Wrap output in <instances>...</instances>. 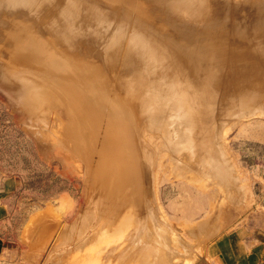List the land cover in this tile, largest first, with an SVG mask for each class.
<instances>
[{"label": "rangeland", "instance_id": "obj_1", "mask_svg": "<svg viewBox=\"0 0 264 264\" xmlns=\"http://www.w3.org/2000/svg\"><path fill=\"white\" fill-rule=\"evenodd\" d=\"M91 1L92 3H90ZM55 2L56 0H52V4H55ZM232 2V5L236 4L237 12L234 15L233 8H230L229 20L237 21L236 18H238L241 21H247L248 15L254 9L248 8L247 5L242 3V0H232ZM81 3L87 5L95 3L97 4L96 7L102 4L101 6L104 9V6L107 5L116 8H127L120 2L111 3L108 0H84V2L82 0ZM15 11L30 14L26 8H18ZM140 15L138 16L143 18ZM33 16L30 14L27 19H24L27 20L26 23L15 13L5 12L0 18V184L4 183L7 186L6 206L8 210L5 234L1 236L0 241V264H149V257L142 256L139 244L131 243V239L136 237L134 233L135 224L139 222V224L146 225L148 228L149 224L152 225L149 223L151 219L155 223H160L168 232L169 245L171 246L168 248L170 251L168 254L170 264H225L221 249L223 241H232L233 238L239 239V237H241L242 242L248 239L253 241L258 234L264 232V117L262 115H253L254 117L249 116L242 119L237 116L234 117L227 104L221 100V90L217 91L212 106L215 105L213 106L216 112L215 123L218 125L224 124V128L227 129L224 130L226 133L224 132L225 137L223 135L224 140L222 139L225 142L223 153L226 157L224 156V161L227 159L229 165L227 163L226 165L229 166L231 172L234 170V173H231L234 178L238 176L236 180L234 179V183L230 184L231 188H225L224 185L223 187L218 183L217 179L211 178V170H209L211 167L208 163L205 165V160L203 161L206 154L203 153L205 150L199 151L204 156L200 153L201 158H198V152V154H194V159L185 153H180V156L175 153L174 158L177 161L175 164L174 160L173 165L172 160H170V156H173L172 153L166 150H160L161 152L156 153L153 151V146H157L161 142V138H159V142L156 136H159L158 133L145 132L143 138L130 120L124 118L122 121V116H118L119 113L115 107L121 109L123 115L127 114L125 111L129 112L132 104L131 97L126 93L124 94L123 91L124 95L121 94L122 92L117 89L115 83H113L114 79L110 76V72L107 71L103 60L99 56L90 53L76 55L78 52L84 51L82 41L73 40L75 46L73 45L74 47L64 53L59 48L60 46L58 47L50 38L42 34L41 26L36 24L33 29H36L40 39L48 47L47 49L51 53L50 58H40L43 61L46 60L44 64H42V60L36 62L35 56L40 53L30 52L29 46L18 47L15 40L18 30L15 31V26H33L36 23L32 20L35 19ZM31 21L34 23H31ZM183 23L192 28H199V25L194 21L184 20ZM168 30L169 28H166L162 32ZM224 36L215 33L210 43L214 45L222 44L226 40L224 44L226 47H232L237 43V39L231 32L226 31ZM49 53L44 54L49 56ZM44 54L41 53L43 57ZM20 57L27 59L28 63L18 61ZM36 57L39 59V56ZM8 61L11 65L7 64ZM37 63L39 64L36 65ZM40 64L46 65L47 69L49 68L48 74L45 66L43 68ZM36 73L42 74V76H37ZM62 73H68L69 76L67 74L61 76ZM21 76L41 81L42 85L63 101L64 105L58 103L55 108L50 110L49 114H45L44 121L47 119L45 124L43 121V123H40L44 124L43 127L40 126L42 131L37 129L36 123L33 122L27 111L15 102L18 100L14 96V92L17 91L16 88ZM61 77H65L64 80H61ZM58 79L61 80L60 85ZM68 83H71L70 86H68ZM77 84L79 85L77 86ZM60 86H64L63 90ZM71 86L78 87V89H74V87L71 90L69 89ZM73 90H75V94L71 93ZM66 91L71 92L67 94ZM73 97L75 99L79 97V101H77V98L75 102ZM81 97L82 101H87V106L92 105V112L89 109L90 107L85 109V103V107L81 105ZM93 99L94 101L97 100L96 103L93 102ZM76 103L79 104V107ZM102 103H105V105H102ZM94 106H96V109ZM110 107L117 111H112ZM109 109L111 110L108 111ZM86 110L88 113H86ZM93 112L96 114H92ZM99 114H101V117L98 116ZM71 115L75 116L80 122V140L82 139V144L81 142L78 144L81 147L74 143L76 141L72 143L69 137H66L72 136L67 130L70 118H72ZM94 115L99 119H96ZM227 116L230 118H227ZM258 116H261V118ZM235 118H238L239 121ZM90 119H92L91 121L96 119V121L90 122ZM109 120L110 122L107 124ZM111 121H117L116 125ZM232 121H235V123ZM109 124H113L117 128L110 127ZM60 128L64 131L59 130ZM117 129L120 131H117L118 136L115 134ZM125 131L129 137L126 136ZM108 133H111V135ZM105 134L110 136L107 137ZM142 138L145 141L147 140V144H149L148 142L151 144L148 145L146 151L143 148ZM121 140L123 142L125 140V142L122 143ZM120 141L121 144H118ZM129 142L131 143L129 146L133 147L130 146L129 148L126 144ZM121 145L123 148H121ZM76 146L82 148V152L77 153L80 149ZM116 146L122 149L119 150L122 153L126 152L123 153L126 155H121ZM127 146L129 149H127ZM75 149L78 151L76 152ZM130 155L134 157V160L132 159L134 163L130 159L133 158ZM126 157H128V161ZM130 162L136 166H134L136 170ZM175 165L182 166L178 169ZM173 166L181 172H176L178 171L176 169V171L173 170ZM118 167L119 169H117ZM138 168L139 170H137ZM207 170L209 173H207ZM182 172L185 175L183 177H181ZM177 173L181 175L176 176ZM237 180L240 183L237 182L236 184ZM215 183L217 184L215 185ZM232 185L236 186L233 187ZM115 186H119L120 193H115V190H113V187L117 189ZM237 190L240 193H237ZM228 194L232 195L230 199L233 200H228ZM117 198L121 200L116 201ZM122 200L123 203L120 204ZM112 204L118 205L117 209L119 206L124 205L116 210L114 215H111V213H108V209ZM92 210H95L94 213ZM38 213L39 215H37ZM86 216L88 217L86 218ZM89 216H91L90 219ZM140 219H144V221ZM82 220L87 222V231L80 237L79 233L84 231L81 225ZM124 221H126V224H124ZM92 225L94 228H90ZM44 230L47 232H44ZM102 230H105L106 234ZM118 230H121V233ZM98 231L102 233L101 235L104 234L103 238ZM28 232L30 233L27 234ZM44 234L46 237H44ZM76 237L78 240L75 239ZM112 237H116V239H112ZM110 239H112V242ZM106 241L111 243H106ZM137 249L138 251H136ZM171 251L172 255H170ZM110 252L113 255L109 254Z\"/></svg>", "mask_w": 264, "mask_h": 264}, {"label": "bare ground", "instance_id": "obj_2", "mask_svg": "<svg viewBox=\"0 0 264 264\" xmlns=\"http://www.w3.org/2000/svg\"><path fill=\"white\" fill-rule=\"evenodd\" d=\"M80 1L82 2V0ZM80 1L78 0H56L55 4H52V0L51 1L50 0H0V18L3 14H5V12L9 14L15 13V15L22 18L23 20L27 19V17L30 16V14L32 16L34 15L33 17L35 19H32V20L35 21L36 23L33 26H30V25H16L15 26V31L18 30V34L16 35L15 40H16V45L18 47L29 46L30 52L32 53L38 52L36 54L40 53L39 55H36V56H39V59L34 54L37 60V61L35 60L36 62H38V60H40L39 62H41L42 59L40 58L48 59V57L50 58V55H51V53H49V50L47 49L48 47L45 46L46 44L43 42L42 39H40L36 29H33L36 26V24H39L41 26L42 34L50 38L54 43L58 45V47L60 46L59 48H61V50L64 53H67L68 49H71L72 47L75 46V44H73L72 42L73 40L78 39L82 41L81 44L84 45V51H80L76 55H83V53L84 54L90 53L95 56L96 55L99 56L103 60V63L107 68V71L110 72V76H112V78L114 79L113 83H115L117 89L121 92L123 91L124 94L126 93L127 95L131 97L132 104L130 105L129 112L125 111L124 109V111L127 114L123 115V113H121L122 110L121 109L119 110L117 107H115L118 110V113H119L118 116L119 115H120L119 117L122 116V121L124 118L130 120L131 123L138 129L142 137L145 136L144 134L145 132L158 133L159 136L158 135L156 136L158 137V141H159V138H161V142L159 141L160 145L157 143L158 144V145L156 144L157 146H153V151H155L156 153L160 150H163V151L166 150L167 152L172 153L173 156H170L171 157L170 160H172L171 163L173 162V165H174V160L176 159L174 158L175 153L177 155L179 154L178 156H180V153H185L186 155H189L194 159L195 157L193 156L195 153L198 154L200 150L201 151L202 149L203 151L205 150L206 152L205 151L203 152L204 154L206 153L205 156L201 152H199V154L198 155L196 154V155L198 156V158L201 156L200 153L204 156L203 161L205 160L204 162L205 165L206 163H208L209 167H211L209 169L211 170L210 171L211 176H212L211 178L212 179L215 178L214 180L217 179L219 184H221L222 186L224 185L225 188L228 187L229 189L230 184H233L238 176L234 178L233 174H231V173H234V170H233L234 168L232 169L233 172H231V169L229 168V166H227L229 165L228 162L226 161L227 159H225L226 162L224 161V158L226 156L224 155L225 153H223L224 144H225V142H223L224 140L223 135L226 133L224 130H227V129L224 128L225 126L224 124L218 125L215 123L216 112L213 107L215 105L212 106V102L215 100L217 91L221 90L222 92L221 100L222 102H225L227 104L229 111L233 112L232 115L234 117L237 116L241 119L248 118L249 116H253V115L254 116L262 115L264 117V0H244V1L242 0V3L244 5H247L248 8L254 9V11L250 15H248L247 21H244V20L241 21L238 18H236L237 21L229 20L228 14L230 13V8H233L232 10L234 12V15H236V12H237V6L236 4L232 5L233 4L232 0H108L111 3L120 2L124 4L125 6H127V8H124V7L116 8V7H113L112 5H109V6L103 5L105 9L101 6L102 4L100 6L103 9L99 5L98 6L100 8L96 7L97 4L95 3L87 5L86 3H81ZM90 3H92V1ZM18 8H26L29 10L30 14H27V13L25 14L24 12H16L15 10ZM136 13L141 14L140 16H142L143 18L139 17L138 16L139 14L137 15ZM184 20L194 21L197 25H199V28H192V27L187 26L186 24L183 23ZM33 21H31V23H34ZM24 22L26 23L27 20H24ZM162 28H164V30H166V28L167 29L169 28V30L166 32H162L164 31L162 30ZM226 31L231 32L232 35L237 39L236 44H234L232 47H226L224 45L226 40L222 42V44L214 45L210 43V40H212L213 38V34L218 33L221 36H224ZM82 38L87 39V40H83ZM46 52L47 54L49 53V56L45 55ZM41 53L43 54L45 53L44 55L47 57L45 56L43 57ZM18 61H20L21 63H25V62L28 63V60L23 57H20ZM44 61L42 60V64L46 63ZM56 63L58 64V61ZM7 64H9V61ZM38 64L39 63H37L36 65ZM44 66H45V69L47 70L46 73L48 74L49 68L47 69V66L46 65ZM44 66L41 65V67L43 68ZM58 67L60 68L59 65ZM59 71L61 72V70ZM46 73L44 74L47 75ZM66 74L67 76H69L68 73H65V74L62 73L61 76L66 75ZM40 75L42 76V74H38L37 76H40ZM64 78L65 77H61L60 79L64 80ZM19 79H20V82L17 85V88H16L17 91L14 92L15 93L14 96L17 97L18 101H15L14 99L13 100L18 105H21L27 111V113L30 115V118L33 120V122L36 123L37 129L38 130L40 129V131H42L41 127L44 126L45 121L47 120L46 119L44 121V118H46L44 117L45 114H49L50 110L55 108V106H57L58 103L61 105H64L63 101H61L60 98L56 94L54 93L52 94L51 91L48 88H46L44 85H42L41 81L39 80L30 78V77H24V76H21V78ZM61 80H59V85L61 84L60 83ZM74 81L76 82V80ZM70 84L68 86H70ZM78 85L79 84H77V86ZM72 86L69 89L72 90V88L75 87V86L74 87ZM60 87L62 89L64 86L63 87L60 86ZM76 88L78 89V87H75L74 89ZM52 89L54 88L52 87ZM68 92H71V91H66L67 94ZM74 92L75 90H73L71 93L75 94ZM123 92L121 94H123ZM77 98H78L77 101H79V97ZM73 99L75 98L73 97ZM76 99H75V102H76ZM80 99H81L80 101L83 100L82 97ZM96 101L97 100L94 101L93 99V102L96 103ZM86 102L85 100L82 101L81 105L85 107ZM105 103H102V105H105ZM87 104H86L85 109L87 107L88 108L90 107L89 109H91L92 105L87 106ZM77 105L79 107V104ZM81 107H80V110L82 109ZM95 107L96 106H94V108ZM111 109H109L108 111H110ZM116 109H112V111ZM92 111L93 110L91 109V112ZM91 112H89V114ZM86 113H88V111ZM109 113H106V114H109ZM92 114H96V113L93 112ZM100 115L101 114H99L98 116ZM94 116L96 117V119H99L96 115ZM71 117L72 118H70V121H69L70 124H69V127L67 126V130L69 131L70 134H72L73 137L69 135V133H67L69 136H66V137H69V140H71L72 143L73 141H76L74 143H76L79 146L78 143L82 141V139L80 140L81 138V135H80L81 128L79 124L80 122L78 121V119H76L75 116L71 115ZM258 117L261 118V116H258ZM47 118H48V115H47ZM227 118H230V117L227 116ZM96 119H93V120L96 121ZM235 119L238 120V118H235ZM91 120L92 119H90L89 121L95 122ZM42 121L44 122L43 125L40 124ZM109 122L110 120L107 122V124ZM116 122H113V123H115L116 125ZM233 123H235V121ZM112 126L114 125L112 124L110 127ZM116 128L117 127H115V129ZM112 129L114 130V128ZM59 130H61L62 132L64 131L62 130V128H60ZM108 130L106 131L108 132ZM115 131H116L115 134H117L118 136L119 133H117V131L119 130L117 129ZM128 133L130 134L131 132H128ZM108 134L111 135V133H108ZM110 135H107V137ZM126 136H128L127 132H126ZM72 138L74 139L72 140ZM143 138H142V142L144 144L143 148L146 151L148 145H151V144L150 142H148L149 144H147L146 143L147 140L145 141V139ZM127 139L126 141H128ZM121 141L120 143L118 142V144H121ZM124 142L122 141V143ZM126 144L129 146V144L131 143L129 142ZM122 145H125V144H122ZM128 146H127V149H129L131 145L129 146V148ZM74 147H75V144H74ZM119 147H117L118 148L117 151L121 153V155H126V154H123L126 152L122 153V151H119L121 148H123V146L120 149ZM199 147L200 149H198ZM76 149L75 151L77 152L80 148L78 150ZM81 149L77 153H80ZM130 152L133 153V151H130ZM130 156L133 157L132 155ZM128 157H126L127 161H128ZM122 158L124 159V157ZM130 159L134 160V157ZM193 159L192 161H194ZM176 161L177 160H175V164H176ZM203 161H202V164H203ZM132 162H130V164H132ZM199 162H200V159H199ZM132 165L134 168L135 165L134 164ZM129 166L131 167V165ZM129 166L128 168L130 170ZM180 167H178V169ZM202 167L206 168L204 166ZM117 169H119V167ZM172 169L178 170L176 167ZM137 170H139V168ZM182 170L186 171L184 169ZM176 172L180 173L181 171L178 170ZM132 173H136V172H132ZM207 173H209L208 170H207ZM181 174L177 173L175 175L176 176L181 175V177H183L184 175L183 172ZM235 174L237 175V173ZM238 180L235 182L236 184L237 182H239ZM84 183L86 184V181ZM114 184L116 185V182ZM216 184L217 183H215V185ZM232 186L234 187L236 185H232ZM219 187L221 186L219 185ZM116 188L117 189H114L113 187V190H115V193L116 192L120 193L119 186H117ZM239 190H237V193H240ZM231 196L232 195H229L228 200L230 199ZM119 198H117L116 201L121 200ZM121 203H123V200L122 202L120 201V204ZM117 206L115 204H112L110 209H108V213H111V215L112 214L114 215L116 213V210H119V208L121 207L119 206L117 209ZM93 211L95 210H92V212ZM37 215H39V213ZM87 217L88 216H86V218ZM90 217L91 216H89V219ZM144 219L143 220L140 219V220L144 221ZM84 220H82V224H81L83 226L82 228L84 229V231H81L79 233L80 237L83 235L85 231H87L86 230L87 222H85ZM125 222L126 221H124V224H126ZM149 223H151L152 225H150ZM149 223H148L149 224L148 228L145 224H143L145 226H142V224H139V222L138 224H135L136 226L134 228V233L136 234L135 235L136 237L135 239L134 238L131 239V243L139 244L140 249H141L140 254H142V256L144 257H147V258L149 257V264H170L169 256H168L170 251L168 248H170L171 246L169 245L170 238L168 237L167 230L163 228L160 225V223L159 224L155 223L154 220L152 219L149 221ZM71 224L73 225V223ZM53 225L55 226V224ZM92 227L93 225L90 226V228ZM82 228L80 229L82 230ZM99 228L101 229V227ZM63 230H66V229H63ZM105 230H102L104 231L103 233H105ZM118 231H120L121 233V230H118ZM44 232H47V231L44 230ZM29 233L30 232H28L27 234ZM99 233L100 235L102 234L101 232ZM114 233L112 234L114 235ZM103 235H101V237ZM44 237H46V235ZM109 238H110V235H109ZM113 238L116 239V237H112V239ZM75 239L78 240L77 237ZM112 239H110V241ZM107 242L109 241H106V243ZM76 247L78 248V246ZM138 249L136 251H138ZM101 251L103 252V249ZM113 251L115 252V249ZM109 254H112V253L110 252ZM170 255H172V251Z\"/></svg>", "mask_w": 264, "mask_h": 264}, {"label": "crops", "instance_id": "obj_3", "mask_svg": "<svg viewBox=\"0 0 264 264\" xmlns=\"http://www.w3.org/2000/svg\"><path fill=\"white\" fill-rule=\"evenodd\" d=\"M6 192V184H0V241L5 234L8 216ZM221 247L225 264H264V232L253 241L242 242L241 237L223 241Z\"/></svg>", "mask_w": 264, "mask_h": 264}]
</instances>
